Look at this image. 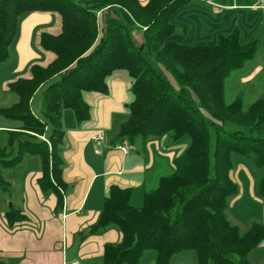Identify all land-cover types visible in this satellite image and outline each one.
<instances>
[{
	"label": "trees",
	"instance_id": "obj_1",
	"mask_svg": "<svg viewBox=\"0 0 264 264\" xmlns=\"http://www.w3.org/2000/svg\"><path fill=\"white\" fill-rule=\"evenodd\" d=\"M193 1L0 0V64L9 59L23 15L57 13L62 20L59 35H41L40 45L55 55L54 61L34 64L29 78L11 83L9 89L20 99L0 109V117L22 123L18 132H11L10 146L19 134L28 137L15 157L8 147L0 148V188L11 186L3 178L5 169L18 166L24 154L39 155L40 187L47 196L56 194L62 208L67 189L60 156L62 112L72 110L79 126L90 121L85 94L108 95L109 79L117 72L130 77L133 95L117 141L168 136L174 144L189 145L174 161L175 171L145 194L141 208L132 205L131 188L110 187L89 234L116 228L122 239L106 245L101 264H142L148 251L154 252L155 264H173L185 252H193L198 264H252L250 253L264 241V223L253 222L242 231L227 215L229 201L240 192L234 155L253 160L262 172L257 195L264 196V95L248 108L242 97L230 103L225 97L228 77L255 57L259 41L245 42L239 30L220 36L215 45L172 41L174 17ZM120 9L133 18L143 36L140 44ZM104 11L114 15L100 26ZM46 84L42 120L33 113L32 102ZM49 123L53 132L47 143L40 137H46ZM6 218L11 226L27 219L19 210Z\"/></svg>",
	"mask_w": 264,
	"mask_h": 264
},
{
	"label": "crops",
	"instance_id": "obj_2",
	"mask_svg": "<svg viewBox=\"0 0 264 264\" xmlns=\"http://www.w3.org/2000/svg\"><path fill=\"white\" fill-rule=\"evenodd\" d=\"M139 1L146 5L150 0ZM258 6L257 0H194L174 17L176 33L171 40L184 45H215L220 36L239 30L245 42L258 40L260 47L264 40V10ZM103 14L108 13L104 11L99 15ZM110 14L114 15L113 12ZM119 15L135 26L128 12L120 9ZM61 31L62 20L57 13L23 15L9 59L0 64L2 90H9V85L18 79L29 78L34 64L47 66L53 62L55 55L43 50L40 45L41 35H59ZM134 35L140 44L142 34L134 32ZM41 51H45L46 60L38 63L35 60L41 57ZM263 73L264 65L260 64L247 71L240 83L250 85ZM108 83L109 94L106 96L85 94V100L92 109L90 121L80 126L71 120L69 125L64 123L65 120L63 122L65 138L60 156L67 184L63 207L58 208L56 194L47 196L43 193L39 184L42 168L23 174L20 187L15 188L19 189L20 196H10L11 203L8 198H0L2 264H66L75 261L79 264H101L106 245L118 244L122 239L116 228L100 235L89 234L102 215L110 187L131 188V203L141 208L145 194L156 189L162 177L174 172V161L187 150L188 143L171 144L166 137H155L129 142L133 151L127 155L111 151L120 142L117 141L118 128L129 118L127 104L132 97L131 79L125 72L115 73ZM19 129L8 130L18 132ZM98 134H103L105 141H95L94 137ZM97 149L101 150L100 154L96 153ZM240 166L234 177L243 195L240 172L247 167ZM262 176V172L258 171V183ZM258 183L251 177V194L257 202L264 204V196L257 195ZM240 198L237 196L234 199ZM12 210L21 211L27 219L11 226L6 214ZM251 220L250 224L264 223V219ZM237 222L243 224L239 219ZM249 259L252 264H264V241L250 253ZM173 264L196 262L193 254L185 252L176 256Z\"/></svg>",
	"mask_w": 264,
	"mask_h": 264
},
{
	"label": "rangeland",
	"instance_id": "obj_3",
	"mask_svg": "<svg viewBox=\"0 0 264 264\" xmlns=\"http://www.w3.org/2000/svg\"><path fill=\"white\" fill-rule=\"evenodd\" d=\"M111 14H103L99 15V25L105 26L106 21L108 17H110ZM125 23L130 27V29L136 34H139V31H136L137 29L132 23H128L127 20L123 19ZM45 51L39 52L40 58H37L35 61L38 63L44 62L46 60V54ZM52 53V52H51ZM263 64L264 65V40L262 39V45L259 47L257 54L255 55L253 60H249L245 63L244 67L238 70H235L231 73V75L228 77L226 81V89H225V97L227 102H232L236 98L243 97L245 108H248L251 104H253L256 100L261 98L264 95V73L252 84L250 85H242L240 83V79L243 77V75L246 74L247 71H251L258 65ZM127 74V73H125ZM128 76V75H127ZM172 84L177 87L176 81L170 77ZM50 84H46L44 87H42L37 94L35 95L33 102H32V110L33 113L39 117L42 120H46L43 113H42V105H43V99H44V93L46 89L49 87ZM131 91V90H130ZM131 97L133 98V95L131 93ZM20 97L16 92L9 90H2L0 85V109H6L13 107L15 104L18 103ZM63 122L66 123V125H69V121L71 120L74 124L76 122L75 115L72 110L70 109H64L63 110ZM120 119V118H119ZM22 123L20 121L16 120H6L2 117H0V148L8 147V153L11 157H15L18 155L20 151V142L22 140L28 139L26 135L19 134L16 137V140L14 141L12 147L10 146V136L11 132L15 131H9V128L12 129H19L21 128ZM119 131V128H118ZM53 128L52 125L49 123L47 127L46 132V138L49 139L52 135ZM117 133V130H116ZM168 140L170 138L166 136ZM188 142V141H187ZM171 144H174L171 142ZM185 144V143H183ZM50 145V144H49ZM234 160L236 164L235 173L241 167L240 165H245L247 169H241L240 172V181L243 183L244 187V194L241 195V190L238 197L241 196L240 199H234L232 198L229 201V208L227 211V215L229 220L234 224L241 227L242 231H246L251 223V219H261L262 218V208L264 207V204L257 202L252 194H251V177H253L254 181L258 183V171L261 172L255 165H253V161L249 158L242 157L239 155H234ZM43 168L42 166V158L39 155H31V154H24L23 158L21 160V163L16 166L15 168H8L3 171V178L6 182L11 184L9 190H3L0 188V198L3 200L10 199L13 194H15V197L20 196L19 194V188L20 187V181L23 178V174L28 172L29 170H37ZM249 172H248V171ZM175 171V170H173ZM20 182V183H19ZM15 183H17V186H15ZM241 189V186H240ZM11 196V197H10ZM236 196V197H237ZM236 202H235V201ZM234 201V203H233ZM11 203V199L9 201ZM237 219L241 220L243 224H239L237 222ZM189 254H193L195 258L196 264H198L197 257H195V254L193 252H187ZM142 264H155V254L153 251H148L144 258L142 259Z\"/></svg>",
	"mask_w": 264,
	"mask_h": 264
},
{
	"label": "built area",
	"instance_id": "obj_4",
	"mask_svg": "<svg viewBox=\"0 0 264 264\" xmlns=\"http://www.w3.org/2000/svg\"><path fill=\"white\" fill-rule=\"evenodd\" d=\"M259 3L258 8H261L264 10V0H257ZM42 140L46 141L49 143L48 139L45 136L40 137ZM94 140L97 142H103L105 141V136L103 134H98L94 137ZM111 151H116V152H122L124 154H129L133 151L132 147L129 144L128 140H124L122 142H119L118 144L114 145L111 149ZM97 154L101 153V150L97 149L96 150ZM66 264H79L77 261L72 262V263H66Z\"/></svg>",
	"mask_w": 264,
	"mask_h": 264
}]
</instances>
